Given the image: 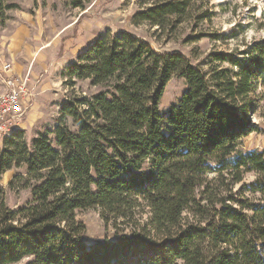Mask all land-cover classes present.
<instances>
[{"label": "trees", "instance_id": "1", "mask_svg": "<svg viewBox=\"0 0 264 264\" xmlns=\"http://www.w3.org/2000/svg\"><path fill=\"white\" fill-rule=\"evenodd\" d=\"M134 1L131 23L161 33L210 14V0ZM17 8L0 0V17ZM210 56L205 71L128 31L82 51L53 127L29 142L21 129L0 139V176L16 170L0 185V264H264V151L241 147L264 132L251 118L264 121V35ZM172 77L185 90L162 113ZM83 80L93 92L76 89ZM11 192L27 197L9 205ZM92 208L128 232L86 243L76 212Z\"/></svg>", "mask_w": 264, "mask_h": 264}, {"label": "rangeland", "instance_id": "2", "mask_svg": "<svg viewBox=\"0 0 264 264\" xmlns=\"http://www.w3.org/2000/svg\"><path fill=\"white\" fill-rule=\"evenodd\" d=\"M12 1L18 8L7 10L3 18L0 17V93L5 89L2 66L11 63L15 75H28L29 95L6 116L0 139L21 129L29 142L37 134L51 129L60 105L67 99V89L63 85L66 68L107 32H132L149 42L157 53L179 52L205 71L214 63L210 56L213 53L225 52L264 35L263 29L258 28L264 0H210L207 20L195 23L183 16L181 23L163 33L146 24L134 26L131 23V15L138 8L134 0H88L83 10L71 7L69 0ZM75 87L84 94L94 91L86 80L77 81ZM184 90V81L172 77L164 88L159 111L165 113ZM251 118L264 129L260 111ZM241 147L264 151V132L249 133ZM15 171L1 174L3 188ZM254 177L253 173H246L243 182H251ZM239 187L240 184L235 185V189ZM8 196V204L15 206L26 199L27 193L11 192ZM76 216L85 226L86 243L114 240L128 232L127 229L119 231L122 226L114 228L105 224L95 208L78 210ZM29 261L30 258H23L12 264H28Z\"/></svg>", "mask_w": 264, "mask_h": 264}, {"label": "built area", "instance_id": "3", "mask_svg": "<svg viewBox=\"0 0 264 264\" xmlns=\"http://www.w3.org/2000/svg\"><path fill=\"white\" fill-rule=\"evenodd\" d=\"M5 89L0 93V137L5 127V118L11 114L25 95H29L27 88L28 75H15L11 63H4Z\"/></svg>", "mask_w": 264, "mask_h": 264}]
</instances>
